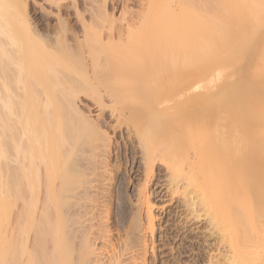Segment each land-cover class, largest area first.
<instances>
[{
  "label": "bare ground",
  "instance_id": "6f19581e",
  "mask_svg": "<svg viewBox=\"0 0 264 264\" xmlns=\"http://www.w3.org/2000/svg\"><path fill=\"white\" fill-rule=\"evenodd\" d=\"M47 1L50 3L51 1L54 2L53 0ZM195 2L199 4L201 0H171V5L168 6L167 10L168 14L172 17L170 11H177L179 6L195 4ZM210 2L218 5L211 6L210 11L205 13V16L199 21L196 28H192L187 23V20L175 22L174 25L170 27L168 32L170 36L165 39L164 44H168V49H171L172 52H178H174L178 56L171 53L167 56V60L161 62L164 66L168 65L170 70H173L172 66H174V64L177 65V60H175V58L179 59L178 66L181 68L179 67L177 69L174 67L177 71H173V73L171 72L172 74H170V77L173 74H175L173 76H176V78H172L177 79L175 86L178 84L181 86L187 85L188 87V82L191 79V75H193L195 76V81L197 80L198 82L197 84L203 83L204 87L202 90L195 91V95H189V97L192 96L190 100L188 96H184L185 98L188 97L184 99L185 101L180 98L179 101L170 100L166 103L167 105L163 104V106L157 108H152L149 106L148 102L145 101L147 104H145V108H142L146 110L147 114H145L148 118L146 117V121L140 128V130L142 129L141 137L143 142L142 139H140L139 142L141 141L144 143L145 141L144 144L148 142L147 144L149 145L155 138L158 142H162L164 137H171L169 142L166 143L164 147L162 146L165 148L166 152H164L166 154L164 155L168 160L160 159L161 162L166 165L170 174L168 181L171 186L169 185L170 191L167 192L170 193L172 198L175 194L180 195L179 205L180 207L183 206V212L186 213L184 216L186 222L188 221L190 223L193 219L202 222V226H199L201 231H199V228L195 227L199 229L197 234L200 235V237L195 236L193 239L197 238L198 240H202V242H206L204 246H202L203 244L199 245L206 250L203 252L202 248L197 249L194 246L195 242H192L189 246L192 249L196 248L199 252L202 251V254L196 253L197 257L194 261L191 260L192 263L181 264H264V229L256 228L254 222H249L247 220L248 215L245 210L246 200L244 191H242L244 187V182L242 180L243 176L247 177L250 174L249 171H246V168H243L246 164L244 160H260L261 162L264 160V0H211ZM34 3H36V0ZM33 4L31 5V2L28 0H0V160H4L5 165L4 176L5 185L7 187L5 191L7 199L6 205L12 204L13 207L15 204L16 206L19 202L15 203L14 200H17V198L24 203H22L21 206H19V204L17 205L18 208H21L18 209L19 212L17 211L18 213L16 214L14 212L17 206L16 208L14 207V212L11 210L13 208L10 207L6 215L0 214V221L6 222L5 245L6 256L8 257L6 264H18L17 262L21 260H18L20 255L22 256L23 253L27 255V243L24 244L25 242H22L23 244H21V246L19 244V252L14 250L15 248H13L14 246L11 247V244L14 245L18 239L20 240L24 232V238L26 240L27 229L25 227L27 225L24 224V219L26 218L27 220V217H31L30 221L33 220L35 222L37 221V213L41 212L40 210H37L38 212L34 211L35 206L33 205L34 212H31V215L27 216L30 212L29 208L31 205L29 204L30 201L26 205L25 202L29 200L27 199L29 196L27 197L26 195V188L32 187L33 191L34 186L35 189L41 185L43 186V183H40L41 180L39 177V173H42L40 172L42 166L44 168L46 167V169H50L49 176L52 178L53 182V187L51 186V189H53L52 197L50 196L51 198H49L53 202V205L46 197H43V199L46 198V201L50 203H48L50 206L45 204V200V203L41 200L43 205L45 204L42 208L48 207L50 212L52 211L51 209H53L54 215L52 214L53 212H51L53 217L45 213H43V216L40 214L41 219L39 220L41 221L38 220L39 223H35L37 224V226L35 225L36 233H34L36 237L33 235L35 241L32 244H35L32 245V247H36L33 252L31 251L32 249L28 248L30 250V253H28L29 255H27V257H30L28 264H149L147 259L149 246L153 243L152 238V243H150L149 238L153 237L155 232L151 199L147 196H142L143 200H141V203L144 207L142 206L141 209H144V214H142L145 216V218H143L145 220L142 223L138 221L139 226L136 229L137 232L133 233L137 234L138 241L136 245H133L135 243L134 240L130 242L129 239L131 238L128 232L130 230H125L127 239L125 238L124 240L123 236L125 233L118 237L117 225L114 229L111 228L107 222L108 219H110L108 218V214H110L109 210H111L107 202L111 195H109V197L107 196L108 198L107 200L105 199L106 201L103 199L105 204L103 203L101 207V198V201L98 202L99 204L101 203L100 206L99 204L96 205L93 203L95 201L97 203V197V200H93L94 197L90 200L89 196L88 200L85 194L87 193V195H89L88 188L86 189L88 190L87 192L83 189L85 190L84 193L81 191V193L77 191L74 193L73 190L74 188L76 189L77 186L72 187L74 184L72 185L71 179L73 172L75 173L78 168L74 166L73 160H54L53 144L51 145L50 160H44V158L42 160V157L49 148L46 149L43 145L45 142L42 143L40 140L41 110L45 109L47 113H52L50 110H54L56 107L50 109L49 107L52 105L48 106L47 102L44 101V103L42 98L46 96L47 100V96H50L48 93L50 92L52 98L49 99L50 97L48 96V100H50V104L52 102L51 100H54L52 103L53 105L56 104L55 102L57 101H55V98L53 99V97L56 96L54 91H57L59 86H61L56 84H58V82L60 83L61 80L67 79V77L69 79L71 70L62 65L60 66L56 63V59L53 60L49 58V55H45V52L44 55L41 52V49L44 51L47 50V48H53L51 44L53 41L46 42L47 39H51V37L46 38L47 35H49L47 33L45 37L46 41L42 40L45 34L43 33L44 35H42L39 32L40 20H37L36 16L33 15V13L31 14L30 11ZM81 5L86 7L83 1ZM102 8H100V10H103ZM84 9L85 8L82 10ZM100 10L98 11L101 12ZM101 13H103V11ZM104 13L102 18L106 16V14L104 16ZM50 14L51 12L49 15ZM99 14L98 16L101 18ZM45 16L47 17V15ZM94 16L97 15L95 14ZM84 18H82V21L85 20ZM94 18V24L96 21L101 22ZM97 18L99 19V17ZM102 18L101 20H103ZM61 20L62 19H60V21ZM61 22H63V20ZM105 23L107 25V21ZM195 23H197V21H195ZM96 24L99 23L97 22ZM127 24L129 25L130 23L128 22ZM131 24L130 26L133 27L134 24ZM87 26L90 28L89 25ZM98 26L100 27L101 25ZM123 28L121 29L122 31L124 30ZM118 29L120 30V27ZM108 30H110L109 27ZM129 30L128 28V31ZM119 32L124 33L118 31L117 35L120 34ZM121 36L122 41H124V35H118L119 38H121ZM110 37L112 39L113 36L111 35ZM76 38L74 41H76ZM82 39L83 37L80 40ZM55 40H58L57 37ZM77 41L75 43H77ZM68 44L70 43L68 42ZM83 45H85L84 42ZM171 60L175 62L171 63ZM152 67V63L148 64L147 70L144 72V75H146V77L144 76L145 80H150L152 70H149V68ZM182 67L185 70H183ZM180 69H182V71H180ZM95 71L96 69L92 65L91 70H89L91 77L95 75ZM190 71L192 72L190 73ZM176 72L179 73L176 74ZM203 72H205L206 75H204ZM89 73L86 69L85 74L88 75L86 76L88 78ZM239 74H241L240 78H238ZM170 80L171 79H169L167 83L172 86L176 81L169 83ZM150 81L151 83H144L145 85H143H147L148 87L153 83L152 80ZM66 82L68 83V81ZM197 84H194L188 89L192 91L196 90ZM55 85L58 87L57 89H55ZM156 86L158 85L156 84ZM143 89L144 88H142V90ZM58 93L61 92L59 91ZM64 93L66 92H62L60 95ZM60 95L56 98L58 102L61 100L59 99V97L61 98ZM213 95H216V99L210 101L209 98ZM238 97L244 98V107L241 109L238 108L242 103L241 101L240 105L237 106L236 101ZM181 98L183 99V97ZM187 99L189 101H187ZM192 100L194 104L191 103ZM62 102L65 104V101ZM188 103L191 105H187ZM67 104L66 106L64 105L65 108L68 107ZM58 105L57 107H60V105ZM56 110L58 109L55 108L54 111ZM66 111L68 112V110ZM71 115H73V112ZM80 115L83 116L82 114ZM135 115H137V112ZM70 116L69 121H71L72 118V116ZM75 117H78V115L76 116L75 114ZM84 121H86V119H84ZM88 122L86 121V123ZM78 123L79 122H77L76 126H80V123ZM94 124H96V122L93 123V125ZM138 124L141 123L138 122ZM243 125L246 126L244 130L241 129ZM71 126L72 125L69 127ZM98 130L100 131V129ZM69 132L73 134L72 128L71 130L69 128ZM72 134H69V136ZM138 134L140 133L138 132ZM152 144H150V146ZM154 145H152L151 151ZM145 146L147 148L150 147L147 145ZM105 149H107L106 146ZM158 154L160 155V153ZM158 154H156V156ZM149 159L144 160L145 168H143L146 169V173L148 174L152 171L153 166H155V161H157ZM261 162L258 161V163ZM98 164L97 166L100 165ZM253 166L256 167L255 165ZM102 167L104 168L103 165ZM30 169L32 172H30ZM102 170L103 169L100 171L105 173V170ZM244 170L246 171L245 173L248 172V174L244 173V175H242ZM258 171V175L260 172V176L262 173L264 175L263 169L262 171L260 169ZM93 175L94 174H92V176ZM248 178L250 180L249 176ZM259 178L262 179V177ZM34 179H37L39 186L36 184L32 186L35 181ZM91 181L87 187H89L92 197V194L96 192L94 188H96L97 184L95 183L96 185H93L94 181L92 183ZM101 182L103 183V180ZM263 182L264 180L262 183ZM47 183L48 182H46V184ZM257 183L259 185L261 181H257ZM253 184L255 185V183ZM44 187L42 188L45 189ZM46 187L48 186L46 185ZM240 187L242 188L239 189ZM51 189L48 187V191ZM249 190L251 191L252 189L248 188V191ZM16 192L17 194L15 195ZM254 192L255 190H253V193ZM31 193V203H35L37 199L35 197L39 196H34L33 192ZM37 194L40 195L39 192ZM78 194H82V196H78ZM105 194L106 193H104V195ZM241 194L242 196H240ZM32 196L35 200L32 199ZM63 198L64 200L67 198V203L64 204L68 206L66 211L69 210L65 219L62 213ZM102 198H104V196ZM32 200L34 202H32ZM256 205L258 206L257 203ZM40 206L38 205L37 208H41ZM97 206L101 208L98 209ZM94 207L96 209H94ZM69 208H72L71 212ZM257 208H255V213L259 212ZM43 209L41 210L43 211ZM21 210L22 213H20ZM183 212L182 215L184 214ZM142 214L140 212L139 215L141 216ZM261 214H264V210ZM262 215H258L257 218H261ZM140 216L138 218H140ZM256 221L258 222V220ZM187 224L188 223H185L184 225ZM17 225L19 226V231L14 230L18 227ZM184 227H182V229ZM188 228L187 230H190ZM188 234L186 233V235ZM202 234L203 236L201 237ZM14 235L16 237L19 236V238L17 237V241H14L16 239ZM132 242L134 243L132 244ZM199 243L200 241L198 244ZM184 245L185 244H183V246ZM182 249L180 252L184 253L186 247H182ZM23 257L25 260V256ZM24 260L22 259L21 262ZM21 262L19 264H21ZM26 263L27 260L25 261V264Z\"/></svg>",
  "mask_w": 264,
  "mask_h": 264
},
{
  "label": "rangeland",
  "instance_id": "374dc122",
  "mask_svg": "<svg viewBox=\"0 0 264 264\" xmlns=\"http://www.w3.org/2000/svg\"><path fill=\"white\" fill-rule=\"evenodd\" d=\"M28 1L31 2V5L35 2V0L34 1L28 0ZM46 1L47 0H36V3H34L33 6L30 8L31 14L33 13V15L36 16L37 20H40L39 21L40 23L39 32L42 35L45 34L42 37V40L46 41L45 40L46 38L51 37V39H47L46 42L55 41L54 44L53 42L51 43L53 48L51 49L47 48L48 51L47 50L43 51V49H41V52L43 53V55L45 52L46 53L45 55H49V58L53 60L56 59V63H58L60 66L62 65L66 67L67 69L71 70V75L73 78L70 75L69 79L72 78L71 80H69L68 77L67 79H65L66 81H68V83L65 80L63 81L61 80L60 81L61 84L59 82L58 84H56L58 86L61 85L59 86V89L57 91L55 90L56 92L54 91V93H56V96H54L53 99L55 98V101H57L55 102L56 104L54 105L52 104L54 100H51L52 102L50 104V100H48V98L50 97L49 99H51L52 96L49 91H48L49 92L48 94H50V96L49 95H48L49 97L47 96V100H46V96L44 97L45 100L44 98H42L43 102L44 101L47 102L48 106L52 105L51 107H49L50 109L52 107L54 108L55 106H56L55 108L58 109L56 111H54L55 108L54 110L49 109L50 111H52V113H47V110L45 109L41 110L40 140L42 141V143L45 142L43 145L45 146L46 149L49 148V150H47L44 156L42 157V160L43 158L44 160H48V161L50 160L49 158H51V145L53 144L54 160H73L74 166L78 168L75 171V173L73 172L72 179H71L72 185L74 184L72 187L77 186V188L76 189L74 188L73 190L74 193H76V191L78 193L80 191L84 193V191L88 188L89 191L88 190L85 191V192L88 191L89 193V195L85 193L88 200H89V196H90V200L94 197L95 199L93 198V200L98 199V201L97 203L96 201L93 203L98 205L99 204L98 202L101 201L100 200L101 198L102 199L101 201L102 204L100 203L101 207L104 201H106L109 195H111L107 202L110 207L108 208L111 209V210L108 209L110 212V214H108L109 215L108 218L110 219H108L107 222L109 223L110 227L114 229L116 228V225H117L116 229L118 231L117 232L118 237L122 236V234L126 232L125 230H130L128 231L131 237L129 239H130V242L134 240L135 243L132 242V244L134 243L133 245H136L138 241L137 234H133L134 232L135 233L137 232L136 229L139 226L138 221L139 223H142L145 220L143 219L145 218V216H143L144 209H141L142 206L144 207V205H142L141 203V200H143L142 196L143 195L147 196L149 199L152 200L151 205L153 207V217H154V223H155L154 224L155 232L153 234V237L149 238L150 243H152L151 241L153 240V243L150 244L151 247L149 246V252H148V257H147L149 264H169V263L170 264H181V263H189V262L192 263L191 260L194 261V259L197 257V254H200V253L202 254V251L199 252V250L197 249L202 248L203 252L204 250H206L205 248L199 246L202 244H203L202 246H204L206 242H202V240H198L197 238H196L197 240L193 239V237L195 236L200 237V235H198L197 233L201 231L200 227L202 226V222H198L199 220L196 221L197 219L191 220L190 223L188 221L186 222L185 217H184L186 213L183 212V206L180 207L179 205L180 195L175 194L173 195L174 197L172 198L170 193L167 192V191H170V186H171L168 181L170 174H169L168 168L163 162H161L160 159L168 160L166 156L164 155L166 154L165 153L166 151H165V148L163 147L166 143L169 142L171 137H168V136L164 137V140H162V142H158L157 140H155L156 139L155 138L152 141V143H154L155 145L150 143L154 145L153 150L151 151L152 145L151 146L150 144L148 145L147 144L148 142L144 144L145 141L144 143H142L143 142V139L141 137L142 129L140 130V128L143 126L144 122L146 121V117H147L146 110L144 109L145 104H147L146 102H148L149 106H151L152 108L154 107L157 108L159 106H163V104L165 105L170 100L179 101V98H180L181 100L185 101L184 99L188 98L189 95L193 96L195 91L202 90V88L204 87L203 83L197 84L198 82L197 80L195 81V76L191 74H190L191 79L188 82L189 83L188 87L187 85L181 86L178 84L177 86H175V84L177 83L176 81L177 79H172V78H176V76H173L175 75L173 74L170 77V74H172L173 71L174 72L177 71L176 68L178 69L180 67L178 66L179 59L175 58V60H177L176 61L177 65L175 64L174 66L171 65L173 67V70H170V67L168 65L164 66V64H162L161 62H164L165 60H167V56H169L171 53H173L174 55H177L175 53H178V52L176 51H174L175 53L172 52L171 49H168V44H164V43H165V39L170 36L168 34L170 27L174 25L175 22H179V21L183 22L184 20H187V23L192 28H196L199 21L205 16V13L210 11L211 6H217L218 4H212L210 2L211 0H201L199 4L195 2V4L181 5L178 7L177 11H170L172 13V17H171V15H169L167 11L168 6L171 5V0H85V2L84 0H53L54 2L51 1V3L48 1L46 2ZM82 1L84 5L86 4V7L81 5ZM55 5L58 7H56ZM81 6L85 9L82 10L83 8ZM100 8H102L103 10H100ZM57 9H59L60 11ZM45 10L49 12L47 13ZM98 10H100L101 12L103 11V13L106 11L107 13L105 12L104 16L106 14L107 17L105 16L106 18L105 17L102 18L103 13L99 12ZM50 12L51 14L49 15ZM95 14L97 16H94ZM98 14L101 15V18L103 20H101ZM45 15H47V17ZM78 15H81V16H78ZM97 17H99V19ZM82 18H84L86 21L85 20H84L85 22L82 21L83 20ZM93 18L95 20H100L101 22L96 21L95 24L97 22L99 23V24H96L97 25L96 26L94 24ZM60 19H62L63 22H61L62 20L60 21ZM91 20L93 21V23ZM104 20L105 22L107 21V25L104 22ZM108 20H112V21H108ZM195 21H197V23H195ZM126 22L127 23L129 22L130 24L133 23L134 25L131 24L133 25V27L130 26V24L128 25ZM87 25H89L90 28H88ZM98 25H101V26L99 27ZM124 26L125 27L127 26V27L125 28ZM108 27L110 30H108ZM119 27H120V30L118 29ZM81 28H82L83 33L81 31ZM122 28L124 29L123 31L121 30ZM128 28L130 29L129 31H128ZM118 31L124 32V33L119 32L120 34L124 35L123 36L124 37L123 40L125 39L124 41H122V36L121 38H119L120 36L118 37V35H120V34L117 35ZM46 33L49 34L50 36L47 35ZM65 34L67 35L68 38L66 37ZM111 35L113 36L112 39L115 37L114 38L115 40L111 39L110 37ZM56 37L58 40H55ZM82 37H83L82 39L83 41L80 40ZM65 38L70 44H68ZM75 38H76V41L78 40L77 43H75L76 41H74ZM83 42L85 45H83ZM173 62L175 61L171 60V63ZM151 63L153 67L149 68V70H152L150 80H152L153 83L150 84L149 85L150 87L148 86L149 87L148 88L147 85L146 86L144 85L146 83L148 84L151 83V81L149 80L150 81L149 82L148 80L144 79V76L146 77V75H144L145 74L144 72H146L145 70H147L148 64H151ZM92 65L94 66L96 71H95V75L91 77V73H89V70H91ZM86 69L88 70L89 78L86 77L88 76L85 74ZM182 69L185 70L183 67ZM182 69H180V71H182ZM240 70L243 71L242 69ZM191 72L192 71H190V73ZM177 73L179 72H176V74ZM203 73L204 75H206L205 72ZM240 77H241V74H239L238 78ZM169 79L172 80V81L170 80L169 83L176 81L173 83L174 85L172 84L171 86V84L167 83ZM154 83H156L158 86H156V84ZM194 84L198 85L196 87V90L192 91L188 89ZM57 88L58 87L56 86L55 89ZM142 88L144 89L142 90ZM59 91L61 93H58ZM62 92H66L63 94L65 96L60 95L62 94ZM57 94L61 96V98L59 97V99H61L59 102H58V99H56L59 96ZM184 96H188V97L185 98ZM192 96L189 97L188 99L190 100ZM181 97H183V99ZM144 99H147V100H144ZM188 99L187 101H189ZM215 99H216V95L210 96L209 98L210 101H214ZM243 100L244 98H240V97L237 98V101H236L237 106L240 105V101L242 102L240 105L241 107L240 106L238 107L240 109L244 107L243 104L245 102ZM62 101H65V104ZM73 102L75 103V105ZM57 103L60 105V107H57L58 105ZM191 103L194 104L193 100L191 101ZM66 104L70 109L68 107L65 108ZM187 105H189V103ZM66 110H68L70 115L73 112V115H71L73 119L71 118V121H69L70 115L68 114ZM65 112L67 113V116L69 115L68 117L66 116ZM136 112H137V115H135ZM75 114L76 116L78 115V117L81 116L80 114H82L83 116L78 118V117H75ZM84 119H86V121L87 122L89 121V122L86 123ZM130 120H131V123H130ZM141 120H144V121H141ZM77 122L80 123V126L78 125L76 126ZM95 122L96 124L93 125V123ZM138 122L141 124H138ZM68 125L69 126L72 125V126L69 127ZM67 126L70 128V130L72 128L73 134L69 132V128ZM245 128L246 126L244 125L241 127V129L243 130ZM98 129H100L101 132ZM138 132L140 134H138ZM68 133L72 134L71 136L72 137L74 136L73 137L74 139L71 136H69ZM45 136H46V139H45ZM158 138H159V135H158ZM140 139H142V142L141 141L139 142ZM145 145L150 146V147L147 148ZM105 146L107 149H105ZM141 150H144V151H141ZM142 153L144 154V156ZM158 153H160V155ZM156 154L158 155L156 156ZM161 155H164V156H161ZM148 159L157 160L154 163L155 165L153 166L154 169L152 168V171L150 172L152 175L150 173L149 174L146 173V169H143L145 168L144 160H148ZM244 161H246V164L243 166V168L244 169L246 168V171H249L250 174L248 176L250 177V180L248 176L247 177L243 176L242 180L244 183L243 182L242 183L244 184V187L243 188L240 187L239 189L242 188V191H244V196L246 200L245 210H246V214L248 215L247 220L249 222L250 221L254 222L256 228L264 229L263 227L264 226L263 225L264 224V214L263 215L261 214L263 213V210H264V187H263L264 182L262 183V181L264 180V177H263L264 175L262 173V175L260 176L261 172L259 173V175L257 174L259 172L258 171L259 169L261 171L262 169L264 170V165H263L264 160H262V162L260 160H256L257 162L255 160H244ZM258 161L261 163H258ZM97 164L99 166H97ZM102 165L104 166V168L102 167ZM253 165H255L256 167H254ZM4 166H5L4 160H0V214L1 215H6V212L10 210V207H12V204L6 205L7 199L5 196V191L7 187L5 185ZM97 167H99L100 170L101 169L105 170L106 168L107 169L105 170V173H104V172H101L99 168ZM35 169H36V166H35ZM97 170L100 173H98ZM49 171L50 169H46V167L44 168L42 166V170L40 171L42 173H39V177L41 180L40 183L41 184L43 183V186L42 185L39 186L37 179H34L35 181H34V184H32V186L36 184L39 187L36 186L37 188L35 189V186H34L33 191H32V187L26 188L27 190L26 195L27 197L29 196L27 198L29 200L25 202V205L29 201H30L29 204L31 205L29 208L30 212L29 214H27V216L31 215L30 214L31 212H34L37 210L41 211L40 213L37 211L38 212L37 215L39 217L37 216V221L35 222L33 220L30 221L31 217H27V220L26 218L24 219L25 220L24 224L27 225L25 227L27 229L26 230L27 242L24 238V234H25L24 232V234L21 236L22 238H20V240L18 239V241H17V237L19 238V236L16 237L14 235L16 237L14 241H17L15 242L17 244L15 243L14 245L11 244V247L14 246L13 247L15 248L14 250L18 251V249H20L19 244L21 246V244H23L24 242H25L24 244L27 243L26 244L27 255H29L28 253H30L29 249H32L31 251L33 252V250L36 247V246L32 247V245L35 244V243L34 244L32 243L35 241V237H36V235L34 234L36 233L35 225L37 226V224L39 223L38 220L41 219L40 214H42L43 216L44 215L43 213H45L47 215H51V217H53L54 215L53 209H51L52 210L51 212H53L52 213L53 215H52L50 212V209L48 210V207L46 208L43 207L44 209L42 208V206H45V204L47 205L49 203L48 201H50V203L53 205V202L51 201V199H49L52 197V192H53L52 191L53 189H51V186L53 187L52 185L53 182H52V178L49 176ZM246 171L244 170L242 175H244ZM30 172H32L31 169H30ZM92 174L94 175L92 176ZM245 174H248V172ZM41 177L43 180L41 179ZM259 177H262V179H260ZM87 178L90 181L92 180L91 183L94 181L93 185L95 183L97 184L96 188H94L97 193L95 192L94 194H92V197L90 194L91 191L89 187H87L89 186V182H90ZM100 180L101 181L103 180V183ZM257 181L259 182L261 181L263 185L261 183L258 185ZM46 182L48 183L46 184ZM44 183L48 187H50L51 189L50 191H48V187H46ZM253 183H255V185ZM42 187H44L45 189H43ZM248 188L249 189L251 188L252 190L248 191ZM253 190H255L254 193H253ZM99 191H100V194H99ZM31 192H33L34 196H39V197H35L37 198L35 201L36 204L31 203V200H30L31 195H32ZM38 192L40 195L37 194ZM101 192L104 198H102L103 196ZM104 193L106 194L104 195ZM16 194L17 192L15 193V195ZM82 194L81 195L78 194V196H82ZM255 195H258V196H255ZM240 196H242V194ZM43 197H46L48 201H46V198L43 199ZM35 198H33L32 196L33 200H35ZM18 199L19 198H17V200H14V201L15 203L19 202L18 204L19 206H21L23 201L18 200ZM33 200L32 202H34ZM41 200L43 202L45 200L46 203L44 202L45 204L43 205ZM65 200L64 198L62 199V209H63L62 213H63L64 219L69 211V210L66 211V208L68 206L67 204L66 205L64 204V203H67V198H65ZM256 203L258 204V206L256 205ZM18 204H16V206ZM37 204L39 206L41 205L40 206L41 208L39 207L37 208L38 206ZM49 204L47 206H50ZM52 205H51V208H52ZM16 206L15 204L13 205L12 207L13 209H11L13 210V212ZM101 207H98V209ZM20 208L21 207L18 208L17 206V209H15L16 211L14 213L15 214L18 213L19 212L18 209ZM64 208L66 212L64 211ZM255 208L259 210L260 213L257 212L259 214L255 213ZM41 209H43V211ZM71 209H70V212H71ZM94 209L96 208L94 207ZM140 212L141 214L143 213L141 216L139 215ZM182 212L184 213L183 215H182ZM20 213H22V210L20 211ZM256 214L257 216L262 215L261 217L262 219L257 218ZM139 216L140 218H138ZM256 220H258V222ZM36 222L37 224H35ZM183 223L184 224L188 223V224L184 225ZM184 226H187V227H184ZM182 227L184 228L182 229ZM195 227L199 228L200 230L196 229ZM18 228L19 226L16 227L14 230L19 231ZM187 228L190 230H187ZM5 232H6V222L0 221V264H6L8 260V257L6 256ZM186 233L187 234L189 233V234L186 235ZM33 235H35V237ZM125 235H127V233H125L123 236L124 240L126 238ZM202 236L203 234L201 235V237ZM189 239H190V242H189ZM199 241L200 243L198 244ZM192 242L193 243L195 242L194 246L197 249L196 248L192 249L189 246L191 245ZM183 244L185 245L183 246ZM17 245H18V248H17ZM182 247L183 248L186 247L184 253L180 252ZM27 255H24V253L22 256L20 255V258H18V260L19 259L24 260L23 256H25V260L22 262L21 260H19L17 263L19 264L21 262V264L22 263L25 264V261L27 260L26 264H28V260L30 259V257L28 256L29 257L28 258Z\"/></svg>",
  "mask_w": 264,
  "mask_h": 264
}]
</instances>
